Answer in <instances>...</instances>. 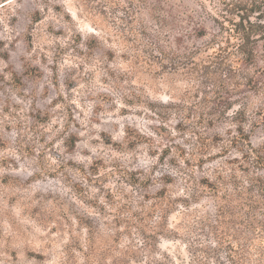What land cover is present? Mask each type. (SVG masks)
I'll use <instances>...</instances> for the list:
<instances>
[{
    "label": "rangeland",
    "instance_id": "obj_1",
    "mask_svg": "<svg viewBox=\"0 0 264 264\" xmlns=\"http://www.w3.org/2000/svg\"><path fill=\"white\" fill-rule=\"evenodd\" d=\"M150 2L168 14L170 27L157 25L144 0H0V52L10 53L9 60L0 56V264H150L128 216L140 213L139 226L152 234L156 219L148 212L156 192L167 187L177 198L189 174H206L195 167V139L177 128L180 111L170 102L194 104L205 95L197 89L208 92L210 83L186 76L181 55L157 76L135 56L147 55L158 35L167 42L182 34L181 53L203 48L217 31L208 13L215 14L218 0ZM182 7L189 20L207 22V37L175 29ZM249 96L258 104L263 98ZM47 112L45 122L33 117ZM229 125L209 131L226 133ZM126 126L148 139L130 147ZM70 133L80 136L72 151L64 144ZM251 140L264 143V123ZM179 208L169 229L181 235L157 241L174 264H181L179 255L191 264L189 244L198 237L178 229L187 224Z\"/></svg>",
    "mask_w": 264,
    "mask_h": 264
},
{
    "label": "trees",
    "instance_id": "obj_2",
    "mask_svg": "<svg viewBox=\"0 0 264 264\" xmlns=\"http://www.w3.org/2000/svg\"><path fill=\"white\" fill-rule=\"evenodd\" d=\"M144 1L149 4L157 25L170 27L166 23L168 14L160 15L150 0ZM218 4L215 14L208 13L217 31L209 34L210 40L203 48L185 47L181 53L176 43L181 45L184 41L182 34H173V40L167 42L158 35L147 55L135 56L149 73L157 76L167 68V63L173 68L174 60L181 55L188 61L187 68L181 66L186 76L198 85L210 83L208 92L197 89L205 95L194 104L179 105L181 100L176 102L179 99L174 97L170 102L180 111L174 113L179 115L177 128L188 130L195 139L199 157L194 165L206 174L201 177L189 174L191 179L185 184V193L177 198L167 195V187L156 192L153 197L157 200L148 212V216L156 219L151 225L152 234L139 226L140 213L128 216L130 226L137 224L142 235L146 263L174 264L170 253L159 248L157 237L181 235L178 230L169 229L170 213L178 206L176 211L187 221L178 229L198 237L189 244L191 264H264V143L255 145L251 140L254 129L264 123V65L259 63L264 58V51L259 48V42H264V0H218ZM183 9L178 10L175 29H192L195 37H207V22L203 18L189 20L192 18L189 10ZM0 56L9 60L10 53L6 50ZM189 63L194 67L190 68ZM14 81L20 83L15 73ZM251 93L263 96L259 104L249 96ZM122 96L130 101L126 94ZM135 97L141 99L139 95ZM148 106L154 110L153 101ZM33 117L45 122L50 119V112L41 119ZM221 123L230 124L226 133L209 131ZM124 132L130 147L148 139L130 126ZM79 140V134L70 133L64 144L72 151ZM206 165L210 166L208 171ZM135 239L132 247L136 246ZM157 253L160 260L155 262ZM132 257L138 262L136 251H132ZM177 259L188 264L180 255Z\"/></svg>",
    "mask_w": 264,
    "mask_h": 264
}]
</instances>
